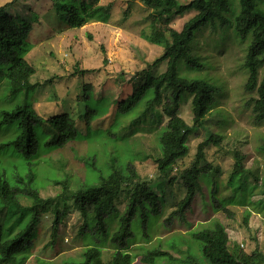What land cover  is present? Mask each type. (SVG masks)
Masks as SVG:
<instances>
[{
	"label": "trees",
	"instance_id": "16d2710c",
	"mask_svg": "<svg viewBox=\"0 0 264 264\" xmlns=\"http://www.w3.org/2000/svg\"><path fill=\"white\" fill-rule=\"evenodd\" d=\"M50 1L59 21L70 29H78L88 22L107 24L111 16L112 5L97 4L98 0ZM140 1L157 12L149 40L158 44L160 40L168 39L169 45L160 57L149 64V68L137 72L129 80L131 93L118 103L115 115L131 118L129 126L145 124L146 120L158 124L166 121L158 131L155 150L157 152L153 156L157 177L147 180L140 176L135 161L145 160L146 156H140L141 153L136 149H133L132 157L123 166L117 165L115 158L111 157L107 164L108 173L103 175V172L96 168L100 150L91 148L88 156L83 158L90 177H86L72 190L67 181H61L51 174L54 184L61 186V192L55 197H41L40 188L43 184L38 175L42 172L39 167L42 155L62 149L72 141L84 140L80 136L85 138L89 131H102L110 135L116 144L118 140H122L125 145L119 147L129 151L133 145L128 144L124 137L110 133L114 126L118 124L117 128L119 127L121 121L118 119L106 130L90 127V122L104 116L110 106L105 97L94 96L90 85L84 86L83 89L84 98L92 99V104L87 105L83 114L87 124L85 134L80 132L66 112L47 119L38 116L31 96V92L35 90L34 86L28 85L10 99H5L2 94L0 216L3 215V218L0 220V264H25L34 249L41 217L47 213L54 216L53 242L59 224L70 209L78 211L84 218L80 234L91 239L94 237L95 243L84 251L82 261L71 260L66 264H102L101 245L107 243L115 247L112 264H133L134 256L128 251L135 235L133 223H136L142 234L147 237L146 227L150 216L163 217V208L167 201L166 187L172 185L174 179L176 181L175 177L170 176V172L175 162L187 155L189 137L203 126L205 117L214 103L208 83L178 75V63L187 57L188 45L196 30L205 26L215 31L231 28L241 42L251 36L243 60V67L247 72L244 90L247 93L256 92L257 98L249 100L247 105H252L254 121L257 124L264 123V0H190L185 4L179 0ZM10 7L14 6H0V59L6 56L14 60L2 66L0 86H6V89L13 84L28 82L35 74V69L25 59L29 50L28 43L8 30L12 23H19L20 27L29 25L28 17L11 15L8 11ZM190 11L196 12V15L189 19L180 31L167 28L172 17ZM164 61L166 70L159 75H152L151 68ZM260 69H263L261 81ZM168 91L170 94H167ZM183 94L192 97V124H187L179 116ZM220 142L221 136L209 134L197 145L190 167L181 171L179 176L185 188V195L177 202L173 212L163 220V225H171L175 217L182 220L200 188L201 175H208L211 179L207 180H212V185L215 184L217 171L206 161L205 150L210 145L218 146ZM106 147L110 156L117 150L109 145ZM242 158L235 156L234 169L227 180L226 186L230 189L232 198L237 195L241 198L245 194ZM216 192V186H212L210 196L214 208L227 212L223 204L225 201L219 199ZM119 199L126 203L120 214L116 207ZM22 200L28 204L23 205ZM253 205L257 207L259 204L257 202ZM249 218L250 212L246 211L243 218L246 225ZM112 223L114 231L111 233ZM90 225L93 227L90 228ZM190 236L198 255L188 247L180 253L179 257L182 258L175 260L172 254L157 247L146 250L140 261L143 264H157L160 261H166V264H201V260L204 264H264V256L260 252L248 255L236 248L230 251L227 230L218 221L211 227L192 231Z\"/></svg>",
	"mask_w": 264,
	"mask_h": 264
},
{
	"label": "rangeland",
	"instance_id": "374dc122",
	"mask_svg": "<svg viewBox=\"0 0 264 264\" xmlns=\"http://www.w3.org/2000/svg\"><path fill=\"white\" fill-rule=\"evenodd\" d=\"M179 1L185 4L190 0ZM6 4L15 7L8 8L11 15L28 17L29 25L20 27L19 23H12L8 30L28 43L29 50L25 59L35 69V74L28 82L13 84L9 89L0 86V97L3 94L5 99H10L28 85L34 86L31 96L38 116L47 119L66 112L80 132L85 134L87 124L83 114L87 105L92 104V99L84 98L83 89L90 85L95 97H105L110 104L106 114L92 120L90 127L106 130L118 119L121 121L119 127L117 128V124L110 133L124 137L128 144L134 146L129 151L122 148L125 145L122 140H118L116 144L110 135L102 131H89L85 138L80 136L84 140L72 141L62 149L42 155L39 162L42 172L38 175L43 184L40 188L41 197L51 198L61 192V186L54 184L51 174L61 181H67L72 190L86 177H90L83 158L88 156L91 148L100 150L96 168L103 175L108 173L107 164L111 157L115 158L117 165L123 166L132 157L133 149L139 150L140 156H146V159L135 161L136 169L142 178L154 180L157 177L153 159L157 152V134L166 121L161 120V124H158L146 120L145 124L129 126L131 118L116 116L115 111L118 103L131 93L129 80L137 72L149 68V64L160 57L169 45L168 39L160 40L158 44L149 40L157 12L146 7L140 0H98L97 4L112 5L109 22H88L78 29H70L59 21L50 0H0V6ZM195 15L196 12L190 11L174 16L167 28L180 31ZM250 42L251 36L241 42L231 28L215 31L205 26L194 32L188 45L187 57L178 63V75L208 83L214 103L203 126L189 137L187 155L177 160L170 172V176L175 177L176 181L174 179V183L166 187L167 201L163 217L150 216L146 227L147 237L133 223L135 235L128 250L134 256L133 264H143L140 260L145 251L157 247L172 254L175 260L181 259L180 253L188 247L198 255L190 233L211 227L217 221L227 230L230 251L236 248L248 255L257 251L264 256V123L257 124L254 121L252 105H247L249 100L257 98L256 92L247 93L244 90L247 72L243 67V60ZM13 61L11 57L2 56L0 74L3 72L2 66ZM165 70L166 61L152 67L151 73L156 76ZM262 78L263 69H260L259 81ZM191 101V96L182 95L179 116L187 124H192ZM160 109L159 107L158 110ZM209 134L221 136L218 146L210 145L205 150L206 161L217 171L215 184L212 185V180H207L211 179L208 175H201L200 188L191 208L182 220L175 217L171 225L165 226L163 220L173 212L177 202L185 195V188L179 178L180 172L190 167L197 145ZM107 145L117 148L111 153L112 156ZM236 155L243 157V185L246 190L241 198L238 195L232 198L233 195L226 186L234 169ZM37 169L39 173V168ZM212 186H216L217 197L225 201L223 204L227 212L214 208L210 196ZM257 202L259 205L256 207L253 204ZM22 204L26 205L28 202L22 200ZM125 205L123 199L118 200L116 207L119 214L123 212ZM246 211L250 212L247 225L243 222ZM68 212L59 224L53 242L54 216L47 213L41 217L34 249L25 264L82 261L84 251L95 243V238L80 234L84 218L78 211L70 209ZM1 218L3 215L0 220ZM110 229L112 233L113 223ZM101 246L102 264H112L115 247L111 243ZM157 264H166V261ZM201 264H204L202 260Z\"/></svg>",
	"mask_w": 264,
	"mask_h": 264
}]
</instances>
